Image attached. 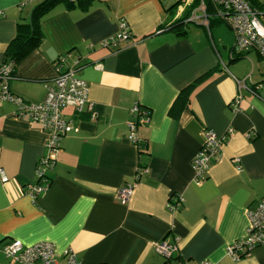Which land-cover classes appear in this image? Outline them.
<instances>
[{
  "label": "crops",
  "instance_id": "crops-1",
  "mask_svg": "<svg viewBox=\"0 0 264 264\" xmlns=\"http://www.w3.org/2000/svg\"><path fill=\"white\" fill-rule=\"evenodd\" d=\"M42 1L0 0V70H8L0 80V249L48 242L83 264H165L156 251L164 241L176 246V263L264 264V245L238 261L226 254L247 235V209L264 200L261 56L233 53L234 40L213 21L195 19L184 36L169 31L187 1L68 0L73 6L56 1L41 18L38 46L5 64L17 23ZM192 16L203 17L198 8ZM122 23L130 41L103 46ZM62 56L86 82L88 102L81 112L61 110L71 130L48 189L31 201L24 193L49 134L19 115L16 100L41 103ZM129 123H137L136 144ZM206 130L225 140L197 181L192 161ZM127 184L133 191L122 203ZM0 264H11L1 252Z\"/></svg>",
  "mask_w": 264,
  "mask_h": 264
},
{
  "label": "built area",
  "instance_id": "built-area-1",
  "mask_svg": "<svg viewBox=\"0 0 264 264\" xmlns=\"http://www.w3.org/2000/svg\"><path fill=\"white\" fill-rule=\"evenodd\" d=\"M190 2L191 0H186ZM198 8L203 17L194 16L190 20L208 18L203 0ZM217 7L216 16L218 20L225 22L234 35L233 50L241 54L250 49L255 50L264 58V11L251 8L246 0H209ZM131 33L125 23L115 35L101 43L103 46L116 47L119 42H129ZM65 56L59 58V64L55 66V77L47 86V93L44 100L36 105H24L16 100L18 113L28 116L32 121L40 124L43 130L49 134L46 142L47 152L39 159L35 168L36 181L28 185L25 194L31 201H35L50 184L46 171L54 166L59 142L70 130L71 125L61 117V110L65 107H72L76 112H81L88 102L89 90L85 81L78 78L71 66L64 67ZM8 70L3 67L0 70V80H4ZM3 98L6 99L7 89L3 88ZM9 96V95H8ZM10 98V96H9ZM140 114V109L134 105L131 115ZM148 117L140 119L139 123L145 124ZM137 123H129V140L136 144L135 130ZM225 139L218 137L213 130H206L203 143L192 161V167L197 181L202 179L208 171L209 163L218 157L221 144ZM0 181L7 179L0 168ZM133 191L132 185H125L118 191V197L124 203L128 200ZM249 226L245 239L235 245L226 248L227 256L233 261L245 258L250 252L264 244V200L256 202L250 209H247ZM174 244H167L164 241L157 246V253L165 258V264H184L174 262L172 254L176 251ZM0 252L11 264H83L77 261L71 251H66L60 257L54 251V246L48 242H38L24 246L20 241L13 240L7 246L0 249ZM197 264H209L201 262Z\"/></svg>",
  "mask_w": 264,
  "mask_h": 264
},
{
  "label": "trees",
  "instance_id": "trees-1",
  "mask_svg": "<svg viewBox=\"0 0 264 264\" xmlns=\"http://www.w3.org/2000/svg\"><path fill=\"white\" fill-rule=\"evenodd\" d=\"M56 1L67 2L68 0H44L33 9L30 21L28 23H17L15 38L8 44L6 51L4 52L5 64L9 62L14 65L21 59L25 58L33 49L38 46L42 38L40 20L43 15L56 3ZM246 1L250 4L251 8H254L258 11H264V0L263 2L261 0ZM89 2L90 0L81 1L83 4H89ZM203 2L206 7L208 22L210 23L212 21H218V17L216 16L217 7L209 0H203ZM184 3H186V0H183L182 4ZM67 4L73 6L72 2L68 1ZM177 4L178 3L175 5ZM200 4V0H191L190 2L186 3V5H188V13L186 15L184 14L174 24H172L169 31L173 32L176 36H184L186 34L184 27L194 21L190 20V18H194L193 16H190L192 15L194 9L199 8ZM232 52L235 53L233 49ZM69 54L70 53L66 54L65 56L68 57ZM58 64V61L55 62V66ZM63 66H70L67 59Z\"/></svg>",
  "mask_w": 264,
  "mask_h": 264
},
{
  "label": "rangeland",
  "instance_id": "rangeland-1",
  "mask_svg": "<svg viewBox=\"0 0 264 264\" xmlns=\"http://www.w3.org/2000/svg\"><path fill=\"white\" fill-rule=\"evenodd\" d=\"M262 2H263V0H261ZM164 2L167 4V5H175L176 4V2H178V0H172V2L171 3H169V0H164ZM211 27H221L222 29H224L225 30V33H226V35L227 34H230V37H231V39H232V41L234 40V35H233V33H232V31L229 29V27H228V25L225 23V22H223L222 21V23H218V22H215V21H213L212 22V24H211ZM260 57V56H259ZM263 61H264V58L263 57H260ZM25 194V193H24ZM26 195V194H25ZM27 196V195H26ZM264 245V244H263ZM263 245H261V246H263ZM257 248V247H256ZM255 249V248H254ZM253 249V250H254ZM249 256V254L245 257V258H247Z\"/></svg>",
  "mask_w": 264,
  "mask_h": 264
},
{
  "label": "bare ground",
  "instance_id": "bare-ground-1",
  "mask_svg": "<svg viewBox=\"0 0 264 264\" xmlns=\"http://www.w3.org/2000/svg\"><path fill=\"white\" fill-rule=\"evenodd\" d=\"M38 164H39V160H38V162L36 163V166H37ZM53 169H54V166L51 167V168H49V169L46 171V174L48 175V177H49V172H51ZM48 187H49V185H48ZM48 187L46 188V190L48 189Z\"/></svg>",
  "mask_w": 264,
  "mask_h": 264
}]
</instances>
